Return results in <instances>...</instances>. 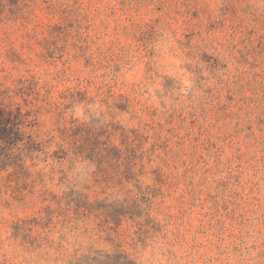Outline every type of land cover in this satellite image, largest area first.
Masks as SVG:
<instances>
[{"label": "rangeland", "instance_id": "1", "mask_svg": "<svg viewBox=\"0 0 264 264\" xmlns=\"http://www.w3.org/2000/svg\"><path fill=\"white\" fill-rule=\"evenodd\" d=\"M0 116V264H264V0H0Z\"/></svg>", "mask_w": 264, "mask_h": 264}, {"label": "trees", "instance_id": "2", "mask_svg": "<svg viewBox=\"0 0 264 264\" xmlns=\"http://www.w3.org/2000/svg\"><path fill=\"white\" fill-rule=\"evenodd\" d=\"M0 117H1L0 119H3L2 116H0ZM4 138H5L4 135H1V133H0V139L5 140ZM61 141H62V143H59L58 149L55 152V158L62 159L65 156H67L68 152L73 153V155L76 158L79 156H81L83 158L87 157V155H85V153L81 150L82 147H81V144L78 143V140L77 139L72 140L69 136L66 135L65 131L62 132ZM65 143L68 144L67 150H65V148L63 146ZM1 162H6V161H4V159L0 158V163ZM6 164H8V163H6ZM3 167H0V168H3ZM84 196H85L84 193L81 191L72 190L68 193V197H70V199H72V201H73V199L82 200L84 198Z\"/></svg>", "mask_w": 264, "mask_h": 264}]
</instances>
